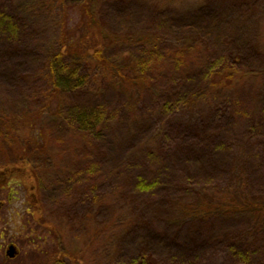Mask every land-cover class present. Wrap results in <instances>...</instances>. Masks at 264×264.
I'll return each mask as SVG.
<instances>
[{"label":"trees","instance_id":"1","mask_svg":"<svg viewBox=\"0 0 264 264\" xmlns=\"http://www.w3.org/2000/svg\"><path fill=\"white\" fill-rule=\"evenodd\" d=\"M35 1L42 4V9L31 10L40 14L29 9H25L29 13L22 12L18 8L20 0H0V154L15 160L0 167V174L20 171L33 183L35 195L40 176L49 170L46 162H51V167L67 170L70 166L74 170L82 167L83 159L106 157L98 137L89 129L92 122L123 118L129 123L130 134H136L145 124V118L135 114L138 111L144 115L139 107L151 121H155L153 104L165 113L163 122L155 121L144 144L117 163L122 169L124 164L127 171L115 191L101 192V182L89 174V184L76 186L61 205L63 223L77 225L85 235L90 229L91 240L111 230L123 217L127 220L124 211L130 209L128 221L119 224L124 227L104 240L106 260L88 259L92 241L82 248H69L59 241V264H213L208 256L212 250L220 255L222 264H264V66L253 64L254 59L264 56V23L263 14L257 11L258 0L225 2L234 19L252 18L242 38L229 40L228 50L212 46L211 31L205 32L202 27L168 35L130 22H115V14L132 0H80L73 23L67 0ZM148 1L154 12L177 7L181 14L185 9L189 15L200 13L211 26L215 21L213 0H201L195 11L189 9L187 0ZM122 47L148 52L149 59L139 61L134 49L113 56L112 50L121 51ZM168 64L200 77L175 76L176 83L165 85L168 91H155L151 84L156 78L151 73L160 72ZM192 76L200 79L199 88L189 92ZM37 79L43 83L38 85ZM112 88L119 98L123 93L128 96L119 105L116 118H110V111L100 113L102 107L91 111L71 108L70 90L106 95ZM13 90L25 94L27 109L23 113L18 108L21 100L12 96ZM147 90L162 97L155 103H143ZM52 121L65 124L72 136L69 147L53 153L44 139L47 132L26 135L28 130L48 128ZM240 122L247 126L238 132L235 128ZM131 136L123 139L128 141ZM239 144L248 151L237 152ZM65 151H70L74 160L67 159ZM42 153L47 156L45 161L34 164L32 156ZM242 155L253 157L254 163L248 164ZM173 188L191 190V199L187 203L177 200ZM145 193L159 196L162 206L187 211L184 219L195 226L190 229V245L182 244L185 255L171 250L180 244L176 235L169 240L168 256H158L147 242L126 251L123 240L133 230H153L150 219L139 209V197ZM105 204L113 211L110 221L100 218ZM37 208L41 210L40 205ZM45 218L46 210L42 209L38 220L53 230ZM230 218L241 220L242 228L211 240L203 237Z\"/></svg>","mask_w":264,"mask_h":264},{"label":"rangeland","instance_id":"2","mask_svg":"<svg viewBox=\"0 0 264 264\" xmlns=\"http://www.w3.org/2000/svg\"><path fill=\"white\" fill-rule=\"evenodd\" d=\"M79 1L80 0H67L68 13L72 23L77 17L76 12ZM187 1L190 3L189 9H191V11L200 8V5L198 4H201V0ZM225 2L228 1H212L215 7V21L212 23V26L208 21H205V18L202 17L200 13L197 12L189 15L188 13H185L188 11L186 9L182 14V11H177V7H174L170 11L159 10L158 12H154L152 11V4L148 0H132L124 10L118 11V13L115 14L114 20L115 22L120 21L123 24L130 22L131 25L138 26L139 28H147V31H163L168 35L183 33L195 29L198 30L202 27L205 29V32L211 31L212 46L228 50L231 47V43H228L229 40L242 38L243 32H246L248 23L250 21L252 22V18L245 19L236 17L234 19V17H231L232 14H230L229 9L225 8ZM32 5L35 6L32 7ZM256 6L257 11L259 12L258 14H263L262 19L264 23V0H258ZM34 7L41 10L42 4L35 0H32L31 2L30 0H20L18 3V8H21L22 12L29 13L25 10L29 9L32 13L37 12L36 14H40L38 13V10H35L36 12L31 10V8ZM33 17L34 16H32V19ZM204 25H206L205 28ZM132 49H134V54L137 52L136 57L139 61H146L149 59L148 52L142 51L143 53H141L137 51L136 47H122L121 51L112 50V53L114 54L113 56L119 57V54ZM253 64L260 67L264 66V56L254 59ZM27 69L32 71L31 67H28ZM151 75L156 78V80L153 79L151 84L155 91H161L162 89L168 91L164 89L166 87L165 85L176 83V80L175 82L173 80L174 78L177 79L175 76H191L197 74H186V69L176 68L174 65L168 64L167 67H163L160 72L154 71ZM197 76L200 77L199 75ZM197 76H192L194 81L193 84L191 81L189 92H192L194 88H199L198 82L200 79ZM37 83L38 85L42 84V79H37ZM250 83L253 84L252 81H250ZM68 93H70L71 96V101H69L71 108L81 107L83 110L86 108L85 110L88 109V111H91L102 107L100 113H104L105 110L106 113L107 111H110V118H112V116L116 118L119 115L118 110L121 108L119 105L123 104V102L125 103L128 97L127 94L123 93L122 98H119L118 91L114 88L108 90L106 95L91 92L81 94L75 90H70ZM163 94L166 95L165 93ZM157 95H159V97H156ZM12 96L21 100L20 105L18 106L20 113L26 111L27 106L23 100L25 94H19L17 91L13 90ZM154 96L151 94L150 90H147L142 97L143 103H155L157 98L162 97H160V94L156 93ZM103 106L106 108L104 109ZM152 108L155 117L153 120L158 123L163 122L165 113L160 110L161 107L156 103L152 105ZM138 110L144 113V115H139L140 112L138 111H136L135 114L139 117H144L145 124L144 128L137 131L136 134H130L128 130L129 126H127L129 123L123 118H116L112 121L107 120L105 122H92V127L89 126V129L98 137V140L102 144L100 150L106 155V157H101L100 159H94L95 157H89L88 159L86 158V160L83 159L80 164L82 167H75L76 170H72L70 166L67 167V170H63L62 166L51 167L53 164H51V162H46L45 165L49 166V170L45 176H40L41 178L39 180L37 194L35 195L33 193L34 191H32L33 183L31 180L29 181L28 178H24L20 171H10L7 175L0 174V264H59V241H62V243L66 244V247L68 246L69 248H82L86 246L87 242L89 243V241H92V244L89 247L88 259H91L92 261V259L98 260V257H100L102 262L106 260L104 250L102 249L106 247L104 240L106 237H109V235L112 238V233H114V231L120 230L124 227V225L119 224H121L122 221H128V215L131 214L130 209L124 211L128 217L127 220L126 217H123V220L117 225H114L111 230H105V232L97 235V238L91 240L90 229L89 233L87 232L85 235L84 231L76 228L77 225H75V227L73 223L67 221H64L63 223V216L61 217L60 215V210L63 209L61 205L69 200L68 196L76 186L79 187L83 184H89L87 183V180L90 177L89 174L91 176H97L98 180L101 182V185L99 186L101 192L108 193L109 191H115L116 186L122 184V181L125 180V171H127V167L122 164V169L117 163L121 161L122 158L126 157L127 154L135 152L136 148L142 146L146 138L151 135V130L154 129L153 127H155V121H151L152 118L149 119L147 113L141 110L140 107ZM129 113L131 114V111ZM122 115L123 113H121L120 116ZM246 126L247 124L245 122H242V124L240 122L235 129H237L238 132H241ZM28 131L26 132V135L34 136H39V133L45 134L47 132L44 139L47 140V146L51 153L69 147L68 141L72 138L66 125L58 123L57 121H52L48 128L39 129V131H36L35 129L33 131ZM127 135H132L130 138L131 140L129 139L127 141L126 139L125 141L123 139V137ZM45 149H47V147H45ZM68 150H70V148H68ZM236 150L237 152L245 153V151H248V147L239 144L236 147ZM65 153L67 159L74 160L73 154H71L70 151H65ZM46 157L47 156L42 153L41 155L32 156L31 160L34 164L36 162L41 163L45 161ZM243 157L248 161V164L249 162L254 163L253 157ZM12 161L4 154H0V167L9 165ZM32 161L30 163H32ZM32 164L29 165L35 173V168L32 167ZM171 164L172 163L169 162L168 167H171ZM74 173L77 174H75L73 178L72 174ZM200 173L201 172L199 171V176H201ZM203 177L210 179V177L205 175ZM172 194L176 196L177 200L181 199V201L187 203V200L191 199L193 193L191 190L188 191L185 188H175V190L173 188ZM141 195L142 196L139 197V209L141 208L146 214V217L150 219V227L153 230H149L147 227L133 230L123 240V245L125 246L126 251L135 250L137 244L147 242L152 244L156 249L155 252L160 257L168 256V253L171 250H174L177 254L185 255L186 249L182 244L190 245V229H193L195 226L190 219H184L183 214L187 213V211L184 213L182 209L179 211L177 208L171 209L164 205L162 206L160 203L161 201L159 200L161 198L159 196L153 195L151 197L150 194L146 193ZM38 205H40L41 210H46L45 220L48 224L51 223L53 225V230L46 227L45 224L38 220V215L41 213V210L37 208ZM108 206L109 204H105V207H103L101 212L100 218H103L101 219L103 221H110L113 218V211H111ZM242 226L243 224L241 220L230 218L224 222L221 221L214 231L205 232L203 237L208 236V239L211 240L213 236L240 230ZM57 228L61 232L59 235L57 234ZM60 235L63 236L62 238L60 237L61 240L58 239ZM174 235H176L180 244L171 248L170 243L172 241L169 240ZM114 244L116 243L114 242ZM11 245H14L16 248L15 256H10L6 253ZM215 252L216 251L212 250L208 253V256L211 257V262L214 261L213 264H222V258H220V255L218 256V254H214Z\"/></svg>","mask_w":264,"mask_h":264},{"label":"water","instance_id":"3","mask_svg":"<svg viewBox=\"0 0 264 264\" xmlns=\"http://www.w3.org/2000/svg\"><path fill=\"white\" fill-rule=\"evenodd\" d=\"M8 254H9L10 256H15V254H16V248H15L14 245H12V246L10 247V249L8 250Z\"/></svg>","mask_w":264,"mask_h":264},{"label":"flooded vegetation","instance_id":"4","mask_svg":"<svg viewBox=\"0 0 264 264\" xmlns=\"http://www.w3.org/2000/svg\"><path fill=\"white\" fill-rule=\"evenodd\" d=\"M6 253H7V251H6Z\"/></svg>","mask_w":264,"mask_h":264}]
</instances>
